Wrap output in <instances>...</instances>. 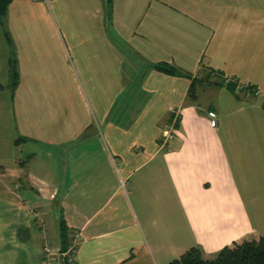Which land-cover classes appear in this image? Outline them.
Segmentation results:
<instances>
[{"label": "crops", "instance_id": "obj_1", "mask_svg": "<svg viewBox=\"0 0 264 264\" xmlns=\"http://www.w3.org/2000/svg\"><path fill=\"white\" fill-rule=\"evenodd\" d=\"M0 85V264L264 238V0H12Z\"/></svg>", "mask_w": 264, "mask_h": 264}, {"label": "trees", "instance_id": "obj_2", "mask_svg": "<svg viewBox=\"0 0 264 264\" xmlns=\"http://www.w3.org/2000/svg\"><path fill=\"white\" fill-rule=\"evenodd\" d=\"M12 0H0V16H5L8 12L9 4ZM13 87L19 83V74L12 66ZM2 85H0V89ZM63 248L68 247V236L64 235ZM67 242V243H66ZM169 264H264V238L247 237L236 240L225 246L214 259H205L201 249L193 247L179 258Z\"/></svg>", "mask_w": 264, "mask_h": 264}, {"label": "built area", "instance_id": "obj_3", "mask_svg": "<svg viewBox=\"0 0 264 264\" xmlns=\"http://www.w3.org/2000/svg\"><path fill=\"white\" fill-rule=\"evenodd\" d=\"M239 87L242 88L243 85H240ZM172 112L174 114L173 118H171L169 123L164 127V137H165L166 141L173 140L174 136H175L176 125H177V116L175 114H177V112L174 111V109L172 110ZM123 185H124V183H123ZM45 249H46V255L48 258L47 264H57L58 262L61 261L63 256L69 254V253H67V254L64 253L60 248L52 249L50 247H46Z\"/></svg>", "mask_w": 264, "mask_h": 264}, {"label": "rangeland", "instance_id": "obj_4", "mask_svg": "<svg viewBox=\"0 0 264 264\" xmlns=\"http://www.w3.org/2000/svg\"><path fill=\"white\" fill-rule=\"evenodd\" d=\"M235 2H239V3H241L242 2V0H234ZM109 34V32L107 31L106 32V34L105 35H108ZM66 35H68V36H70V34L66 31ZM103 49L105 50V51H107V50H109V46H108V44H105L104 43V45H103ZM74 50V49H73ZM174 111H176L175 109H174ZM173 116H174V114H173ZM173 116H172V118H173ZM172 122V121H171ZM170 122V123H171ZM50 248H52V249H57V248H55V247H50ZM75 252L74 251H72V252H70V254L71 255H73ZM47 260H48V258H47V255H46V249L44 250V255H43V263L44 264H47ZM68 260V259H67Z\"/></svg>", "mask_w": 264, "mask_h": 264}]
</instances>
